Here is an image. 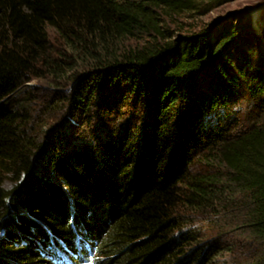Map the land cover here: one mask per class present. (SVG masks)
I'll use <instances>...</instances> for the list:
<instances>
[{
	"label": "trees",
	"instance_id": "obj_1",
	"mask_svg": "<svg viewBox=\"0 0 264 264\" xmlns=\"http://www.w3.org/2000/svg\"><path fill=\"white\" fill-rule=\"evenodd\" d=\"M179 1L0 0V264H264V53L167 38Z\"/></svg>",
	"mask_w": 264,
	"mask_h": 264
},
{
	"label": "rangeland",
	"instance_id": "obj_2",
	"mask_svg": "<svg viewBox=\"0 0 264 264\" xmlns=\"http://www.w3.org/2000/svg\"><path fill=\"white\" fill-rule=\"evenodd\" d=\"M177 7L169 10L168 4L162 3L156 15L158 16L159 25L164 30L167 38L197 33L207 27L214 26L219 28L224 21H230L240 27L243 26V30L240 32L242 41L239 44V54H243L250 49L253 55L252 59H254L264 53V0H180ZM51 33L52 38L55 39L56 34L53 29H51ZM144 39H147V37ZM144 39H133L130 44L133 46L138 45L145 41ZM82 68L73 67L67 75L75 72L80 73ZM66 83H68L67 79L62 80L60 87L58 86L57 88L65 90L64 86ZM30 85L37 88H45L46 90L55 87L48 85V80L38 79L33 80ZM52 90L55 89L52 88L49 91ZM239 99L242 104L243 122L247 124L251 123V120H255L256 117L264 118L263 101H249L245 95H242ZM42 126L44 125L42 124ZM10 186L11 180L5 179L4 187L9 188ZM224 243L228 247V251L227 254L220 256L219 264L255 263V259L251 255L254 248L253 246H248L247 240L243 237L232 236L227 240L225 239L222 244ZM230 249L237 251L232 253Z\"/></svg>",
	"mask_w": 264,
	"mask_h": 264
}]
</instances>
